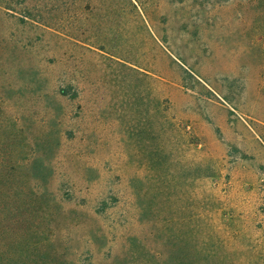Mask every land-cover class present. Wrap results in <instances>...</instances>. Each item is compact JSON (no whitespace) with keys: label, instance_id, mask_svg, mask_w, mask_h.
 Instances as JSON below:
<instances>
[{"label":"rangeland","instance_id":"rangeland-1","mask_svg":"<svg viewBox=\"0 0 264 264\" xmlns=\"http://www.w3.org/2000/svg\"><path fill=\"white\" fill-rule=\"evenodd\" d=\"M264 264V0H0V264Z\"/></svg>","mask_w":264,"mask_h":264},{"label":"trees","instance_id":"trees-1","mask_svg":"<svg viewBox=\"0 0 264 264\" xmlns=\"http://www.w3.org/2000/svg\"><path fill=\"white\" fill-rule=\"evenodd\" d=\"M196 264H222L213 260L211 250L205 243L199 242L195 247Z\"/></svg>","mask_w":264,"mask_h":264}]
</instances>
